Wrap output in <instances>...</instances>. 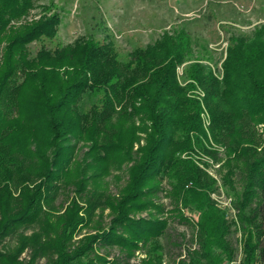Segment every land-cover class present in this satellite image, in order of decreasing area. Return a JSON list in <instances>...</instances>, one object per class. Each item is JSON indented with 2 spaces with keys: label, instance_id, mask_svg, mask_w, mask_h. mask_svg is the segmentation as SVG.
Segmentation results:
<instances>
[{
  "label": "trees",
  "instance_id": "1",
  "mask_svg": "<svg viewBox=\"0 0 264 264\" xmlns=\"http://www.w3.org/2000/svg\"><path fill=\"white\" fill-rule=\"evenodd\" d=\"M33 7V0H0V42L8 41L0 66V245L18 228L41 223L43 217L52 236L22 238L14 253H0V264H39L37 257L47 258L44 264H129L137 252L146 255L143 264H161L160 238L168 234L170 217H164L167 209L155 199L166 193L173 201L171 213L180 221L189 224L181 206L201 213L196 224L200 248L191 252L192 264L232 261L237 220L244 239L241 264H264V139L256 129L264 122V25L252 36L230 39L221 79L212 66L196 62L180 80L177 69L193 53L191 38L184 33L165 34L130 52L128 60L120 59L106 39L44 48L29 60L26 45L54 37L61 25L53 15L9 27ZM20 71L27 76L17 85ZM197 87L204 91L203 99L191 93ZM86 93L99 100L82 112L79 103ZM203 104L211 119L209 132L203 127ZM41 125L50 136L38 130ZM31 128L29 139L39 137L41 144L23 154L7 139L13 133L23 137ZM139 133L145 134L146 144L135 156ZM73 141L91 143L84 162L74 160ZM213 144L223 145L228 156L222 165L224 186L237 176L243 186L231 219L211 198L217 182L191 157L201 150L222 161L211 151ZM32 158L40 170L33 176L27 174V159ZM129 162L134 163L127 184L114 197L106 179ZM88 171L93 173L86 176ZM55 178L79 193L91 186L97 195L85 209L73 201L60 215L43 205L49 200L43 196L47 184ZM36 179L41 180L30 185ZM97 209L111 210L108 229L92 226ZM83 210L85 216L80 215ZM142 213L147 216L136 217ZM87 227L101 230L75 245L79 228ZM35 245L40 247L28 262L19 259ZM109 246L125 253L127 262L99 255L97 247Z\"/></svg>",
  "mask_w": 264,
  "mask_h": 264
},
{
  "label": "rangeland",
  "instance_id": "2",
  "mask_svg": "<svg viewBox=\"0 0 264 264\" xmlns=\"http://www.w3.org/2000/svg\"><path fill=\"white\" fill-rule=\"evenodd\" d=\"M34 7L20 19H13L9 27L19 28L26 23H33L41 19L50 18L53 15L61 19V25L54 37L41 38L26 45L28 59H35L42 49L53 51L57 48H63L73 45L79 39L86 41L93 40L103 43L106 40L113 42L120 59L128 60L130 52L136 49H144L154 44L165 34L184 33L191 38L193 53L188 61L179 66L177 69L178 77L183 79L187 67L196 62L212 66L214 72L221 79L223 76L222 64L227 57V51L230 39L238 36H252L254 30L264 25V0H166L164 2H144L141 0H33ZM8 41L0 42V66L4 64L6 45ZM15 81L17 85L25 82L27 71L18 72ZM194 96L204 98V91L197 87L191 92ZM23 95V94H22ZM21 95V96H22ZM20 97V96H19ZM28 100V99H27ZM99 98L93 94L86 93L79 107L82 112H88ZM25 101V100H24ZM26 103V101H25ZM27 104V103H26ZM206 105L203 104L202 122L206 132H209L211 119ZM30 107V106H29ZM17 110V109H16ZM13 111V110H12ZM28 117V115H26ZM257 125L256 129L264 139V122ZM45 126V125H44ZM41 125L38 130L42 134L50 136L49 128ZM20 127V126H19ZM30 130L23 137L13 133L8 137V142L14 148H22L23 154L27 153L28 148L34 149L36 142L41 144V139L34 137L29 139ZM211 136V135H210ZM140 140L134 145L133 154L138 155L140 148L146 144L145 134L139 133ZM67 145V142H63ZM77 144L75 149L74 160L83 161L91 143L84 144L73 141ZM208 147V144L206 143ZM214 152L218 153V158L222 161L216 162L215 155L197 150L191 154V157L197 162L200 168L216 181V188L211 192V198L219 208L225 210L228 219L236 215L234 202L243 191L240 176L234 178L232 185L224 186L223 174L226 172L222 165L227 160L225 148L221 144L214 145ZM208 149H211L208 148ZM47 156L52 158L53 150L49 149ZM186 157V154L182 155ZM224 158V159H223ZM88 158H86V161ZM225 160V161H224ZM28 175L39 174V166L35 158L27 159ZM134 162L126 163L121 169H114L112 174L106 179L107 190L110 195L118 197L120 191L127 184L129 179V170ZM83 165V164H82ZM93 172L88 171L86 176ZM41 179H36L30 185H37ZM163 187L168 188L166 180L162 183ZM97 192L91 186L85 191L79 193L75 186L64 183L63 180L54 179L47 184V189L43 196L45 200L44 207L55 210L58 214H64L67 208L75 201L78 206L86 208L87 204L95 198ZM51 198V199H50ZM157 204H162L167 209L164 216L169 218L168 234L160 238L163 244V260L161 264H192L193 257L191 252L200 248L196 236L198 228L196 227L200 220L201 213L189 207H180V213L186 218L189 224L180 221L171 212L173 201L166 194H161L155 199ZM232 211L229 210V208ZM81 211L80 215L85 216ZM45 213V212H44ZM147 213L138 214L136 217H146ZM41 223L18 228L9 237L5 238L0 245V253H14L19 246L22 238L35 237L45 240L46 237L52 236L46 227L45 217ZM113 214L110 209H97L92 226L102 225V229H108L111 225ZM237 220V225L233 226L231 239L235 246V255L232 260L245 254L244 239ZM237 228V229H236ZM239 229V230H238ZM101 229L87 227L80 229L74 237L73 243L78 245L87 235H94ZM238 230V231H237ZM237 231V232H236ZM99 246V245H98ZM40 245H35L27 249L21 256L20 260L28 262L32 255L38 250ZM98 253L105 256L108 260H121L127 262L125 253L117 247H97ZM219 253V251H218ZM146 255L137 252L129 261V264H143ZM47 258L37 257L39 264L46 263ZM231 261V260H230ZM225 260L223 264H228ZM205 261H201V264Z\"/></svg>",
  "mask_w": 264,
  "mask_h": 264
},
{
  "label": "built area",
  "instance_id": "3",
  "mask_svg": "<svg viewBox=\"0 0 264 264\" xmlns=\"http://www.w3.org/2000/svg\"><path fill=\"white\" fill-rule=\"evenodd\" d=\"M229 210L232 211V207H231V209L229 208ZM241 262H242V256L238 257L236 260H232V261L228 262V264H241Z\"/></svg>",
  "mask_w": 264,
  "mask_h": 264
}]
</instances>
